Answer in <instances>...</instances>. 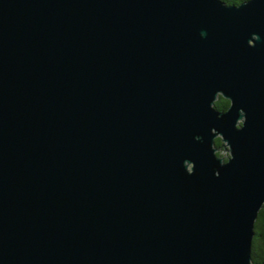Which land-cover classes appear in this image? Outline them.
Here are the masks:
<instances>
[{
  "label": "water",
  "instance_id": "95a60500",
  "mask_svg": "<svg viewBox=\"0 0 264 264\" xmlns=\"http://www.w3.org/2000/svg\"><path fill=\"white\" fill-rule=\"evenodd\" d=\"M263 207L264 0H0V264H258Z\"/></svg>",
  "mask_w": 264,
  "mask_h": 264
},
{
  "label": "trees",
  "instance_id": "16d2710c",
  "mask_svg": "<svg viewBox=\"0 0 264 264\" xmlns=\"http://www.w3.org/2000/svg\"><path fill=\"white\" fill-rule=\"evenodd\" d=\"M229 4H240L246 0H225ZM217 106L220 108H224L228 106L229 101L225 98L221 97L219 101L216 102ZM221 138H218L217 145L222 146ZM221 154L220 152H218ZM256 235L253 241V250L252 255L253 259L258 264H264V207L259 212V217L256 221Z\"/></svg>",
  "mask_w": 264,
  "mask_h": 264
},
{
  "label": "flooded vegetation",
  "instance_id": "af4514ba",
  "mask_svg": "<svg viewBox=\"0 0 264 264\" xmlns=\"http://www.w3.org/2000/svg\"><path fill=\"white\" fill-rule=\"evenodd\" d=\"M221 97L225 98L224 96L220 95L219 98L216 100V102L219 101ZM225 99L229 101L228 106H226V107H224V108H220V107L217 106V103H216V102H215V106H216L218 109H220V110H223V111L227 110L228 107L230 106V103H231V102H230L229 99H227V98H225ZM218 138H219V137H218ZM218 138L216 139L217 142H218ZM221 145H222V144H221Z\"/></svg>",
  "mask_w": 264,
  "mask_h": 264
}]
</instances>
